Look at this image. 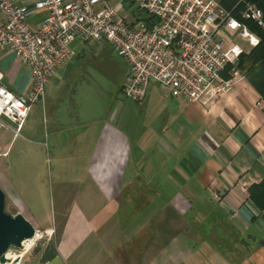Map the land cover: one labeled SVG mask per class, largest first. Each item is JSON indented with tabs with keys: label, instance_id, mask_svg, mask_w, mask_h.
Returning a JSON list of instances; mask_svg holds the SVG:
<instances>
[{
	"label": "crops",
	"instance_id": "0c3cea01",
	"mask_svg": "<svg viewBox=\"0 0 264 264\" xmlns=\"http://www.w3.org/2000/svg\"><path fill=\"white\" fill-rule=\"evenodd\" d=\"M43 15L30 14V27ZM99 42L72 47L74 57L48 78L42 102L30 106L16 133L14 123L0 116V190L13 213L38 231H55L24 214V190L32 205L46 202L45 165L52 168L53 184L64 183L59 192L66 184L72 190L53 255L41 261L32 251L34 264H186L193 251L183 255L179 247L185 241L192 248L202 245L187 233L209 213L212 230L222 226L239 233L251 259L246 264H264V206L247 192L264 178V109L258 93L244 76L204 103L170 96L149 83L135 103L120 92L127 71L120 58L113 90L126 102L114 91L96 114L87 104L90 98L77 91L81 84L89 86L80 61L101 55ZM112 68H103L107 78ZM0 74V83L13 93L30 87L26 66L3 47ZM160 182L164 187L149 185ZM206 197L212 207L204 201V209L186 218L171 209L173 200L199 198L201 205ZM125 199L134 200L132 208L124 207ZM142 199L148 205L140 210L135 205Z\"/></svg>",
	"mask_w": 264,
	"mask_h": 264
},
{
	"label": "built area",
	"instance_id": "2783aa9c",
	"mask_svg": "<svg viewBox=\"0 0 264 264\" xmlns=\"http://www.w3.org/2000/svg\"><path fill=\"white\" fill-rule=\"evenodd\" d=\"M238 2L235 17L217 0H0V47L31 79L24 93L0 83V116L16 133L30 106L42 102L48 78L74 57V39L104 41L125 62L120 92L132 102L143 100L149 83L190 102L211 101L243 77L238 56L257 43L243 20L264 28L261 10ZM38 11L44 15L32 28L27 17Z\"/></svg>",
	"mask_w": 264,
	"mask_h": 264
},
{
	"label": "rangeland",
	"instance_id": "374dc122",
	"mask_svg": "<svg viewBox=\"0 0 264 264\" xmlns=\"http://www.w3.org/2000/svg\"><path fill=\"white\" fill-rule=\"evenodd\" d=\"M98 48L100 49L101 55L97 56L96 58H90V57H84L80 62L85 64L84 72L87 74L89 78H84L83 80L86 81L89 86H86V84H81L79 87V90L77 91L78 96L80 97H89L90 100L88 103H91L92 111L93 113H101L103 110H105V106L108 104V101L110 99V96L112 93H114L115 90H113V83L114 80L116 81L118 78V71L121 60L120 57H118L115 53L112 52L111 48L107 46L104 42L97 43ZM83 44L80 43L77 39H74L70 43V47L74 50H78ZM104 52V53H103ZM95 61V62H94ZM107 65L108 67H105ZM113 65L114 68L110 71V78H107V72L105 71L106 68L108 69L109 66ZM101 66V67H100ZM103 67V68H102ZM84 77V76H83ZM110 79V80H107ZM116 98L121 99L122 101L126 102L117 91ZM76 94V95H77ZM129 116V115H128ZM131 117V116H129ZM131 119V118H130ZM131 124L134 123V121L131 119ZM134 125V124H133ZM128 128L131 127V125L127 126ZM52 168L45 165V175L43 177V186L47 188L46 191V202L45 204H41L39 206H34L31 204V202H34L32 198H30L28 195L26 196V191L24 190V214L30 216L36 223H39L40 227L49 226L52 227L55 231L52 232L49 231L48 233H45L43 231L41 232V237L33 242V244L30 246V248L24 253L26 254L20 258L18 264H34L35 259L33 253H37L38 255H41L43 251L45 250H51V246L56 242L57 235L59 234V228H61L63 219H64V213L68 210L67 203L71 200L72 190H70L69 184H66L68 186L67 188H63L59 192V187H63V184H53L54 182V175L52 174ZM149 185H155V187H164V184L162 182L157 184H149ZM72 189L75 187V184H72ZM74 193V192H73ZM199 195V194H197ZM70 198V199H69ZM199 198L196 200L194 199H179L175 202L173 200L171 209L174 211L176 210L177 214H180L184 218H186V215H190L191 213H195L199 209H204L206 207L211 206V202L208 201V198L206 197L201 205L199 203ZM133 201L132 199H125L124 201V207L125 208H132L133 207ZM206 201V202H204ZM136 202H138L136 200ZM148 205V200H140L139 204H136L135 206H139L140 210L143 209ZM189 210L186 212V209ZM212 207V206H211ZM3 209L5 212L9 214H14L13 209L10 207L8 201L4 199V206ZM184 212H186L184 215H182ZM124 213H121L118 217V220H121V216ZM132 213H129L128 216L130 217ZM145 215V214H143ZM167 218L173 219L169 216V214H164ZM179 215V216H180ZM163 216V215H162ZM180 216V217H181ZM206 218L211 220L213 219V214L209 213L206 215ZM207 221V220H206ZM197 225V224H196ZM193 226L188 231V237H191L190 239L194 240L195 242L202 243L201 246L192 248L193 246L190 244L191 241H185L184 244L179 247L182 249L181 254L185 255L186 252H192V255L189 256V258L186 259V264H200L203 260L202 254L208 253V250L211 249V242L214 239V236H210V233L208 234H199L201 228H205V223H202L198 226ZM205 225V226H204ZM148 225L146 226V228ZM180 227V226H179ZM177 232H180V230H177ZM147 234H145L146 237ZM143 235L140 238H145ZM193 244V243H192ZM188 245V246H187ZM192 246V247H190ZM198 249V250H197ZM240 249V248H239ZM21 250V247H11L8 249L9 254H17ZM33 251V253H32ZM197 251V254H196ZM202 253V254H201ZM237 259H239V255L234 256ZM212 259V258H211ZM243 259L247 262H250V257H244ZM209 264V262H208Z\"/></svg>",
	"mask_w": 264,
	"mask_h": 264
},
{
	"label": "trees",
	"instance_id": "16d2710c",
	"mask_svg": "<svg viewBox=\"0 0 264 264\" xmlns=\"http://www.w3.org/2000/svg\"><path fill=\"white\" fill-rule=\"evenodd\" d=\"M217 1L223 8L228 10L231 9L232 14L235 17H238L237 11L241 6V3L238 2V0ZM244 1L251 2L258 7L262 12V18L264 19V0ZM243 23L256 35L257 43L238 56L236 67L264 102V28L257 26L250 20H243ZM247 192L249 198L257 204L258 207L264 206V178L260 182L250 185ZM208 221L209 219L207 218L204 221H200V225L205 223L206 227L204 229L201 228L199 234H209L212 231L218 240L215 239L212 241L210 244L211 249L208 250V253H201L202 256H204V258H212L214 261L211 264H238V262L243 259V256H245L243 249L246 246L242 244V238L239 233L233 229H231L230 232L225 231L222 226H215V228H213L214 230H212ZM261 247L264 248L263 243H261ZM53 252L54 248L51 246L50 251L45 250L41 254L40 260L45 261L53 255ZM235 254L239 255V259L236 260V258H234Z\"/></svg>",
	"mask_w": 264,
	"mask_h": 264
},
{
	"label": "water",
	"instance_id": "95a60500",
	"mask_svg": "<svg viewBox=\"0 0 264 264\" xmlns=\"http://www.w3.org/2000/svg\"><path fill=\"white\" fill-rule=\"evenodd\" d=\"M4 194L0 190V263L7 259L5 252L11 247H21L22 241L34 235V228L21 214L4 211Z\"/></svg>",
	"mask_w": 264,
	"mask_h": 264
},
{
	"label": "bare ground",
	"instance_id": "6f19581e",
	"mask_svg": "<svg viewBox=\"0 0 264 264\" xmlns=\"http://www.w3.org/2000/svg\"><path fill=\"white\" fill-rule=\"evenodd\" d=\"M45 233H48L49 231H43ZM41 237V233L35 232V234L26 240L22 241L21 244V250L19 253L17 254H9L10 251H6L4 256L6 257V261L0 264H17V259L21 258L23 256V254L30 248V246L33 244V242H35L36 240H38Z\"/></svg>",
	"mask_w": 264,
	"mask_h": 264
},
{
	"label": "flooded vegetation",
	"instance_id": "af4514ba",
	"mask_svg": "<svg viewBox=\"0 0 264 264\" xmlns=\"http://www.w3.org/2000/svg\"><path fill=\"white\" fill-rule=\"evenodd\" d=\"M233 255V254H232ZM235 256V255H234ZM244 257H246V256H244ZM235 258V257H234ZM247 258V257H246ZM213 259H211V258H204V256H203V260H202V262H200V264H208V262H209V264H211V263H213ZM247 262V261H246ZM240 263V261L238 262V264ZM242 264H246L245 263V260H244V262H242Z\"/></svg>",
	"mask_w": 264,
	"mask_h": 264
}]
</instances>
